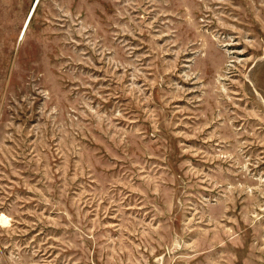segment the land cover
<instances>
[{
    "label": "rangeland",
    "instance_id": "rangeland-1",
    "mask_svg": "<svg viewBox=\"0 0 264 264\" xmlns=\"http://www.w3.org/2000/svg\"><path fill=\"white\" fill-rule=\"evenodd\" d=\"M0 264H264V0H0Z\"/></svg>",
    "mask_w": 264,
    "mask_h": 264
},
{
    "label": "bare ground",
    "instance_id": "bare-ground-1",
    "mask_svg": "<svg viewBox=\"0 0 264 264\" xmlns=\"http://www.w3.org/2000/svg\"><path fill=\"white\" fill-rule=\"evenodd\" d=\"M2 220L5 222V220L2 218Z\"/></svg>",
    "mask_w": 264,
    "mask_h": 264
}]
</instances>
